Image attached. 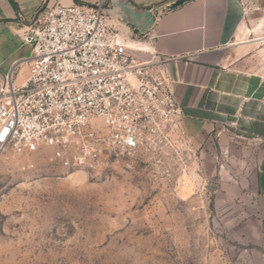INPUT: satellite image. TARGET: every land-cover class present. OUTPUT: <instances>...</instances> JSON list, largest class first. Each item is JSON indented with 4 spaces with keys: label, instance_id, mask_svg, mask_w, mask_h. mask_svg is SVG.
<instances>
[{
    "label": "rangeland",
    "instance_id": "rangeland-1",
    "mask_svg": "<svg viewBox=\"0 0 264 264\" xmlns=\"http://www.w3.org/2000/svg\"><path fill=\"white\" fill-rule=\"evenodd\" d=\"M261 43L252 68L264 72ZM220 138L185 134L154 155L104 152L78 170L48 147L4 151L0 264H264L256 157Z\"/></svg>",
    "mask_w": 264,
    "mask_h": 264
},
{
    "label": "built area",
    "instance_id": "built-area-1",
    "mask_svg": "<svg viewBox=\"0 0 264 264\" xmlns=\"http://www.w3.org/2000/svg\"><path fill=\"white\" fill-rule=\"evenodd\" d=\"M243 11L248 0H238ZM111 4L39 9L21 41L31 48L25 82L7 79L0 99V154L41 147L66 170L104 152L154 155L185 139L167 67L171 57L131 47ZM9 82V83H8Z\"/></svg>",
    "mask_w": 264,
    "mask_h": 264
},
{
    "label": "crops",
    "instance_id": "crops-1",
    "mask_svg": "<svg viewBox=\"0 0 264 264\" xmlns=\"http://www.w3.org/2000/svg\"><path fill=\"white\" fill-rule=\"evenodd\" d=\"M99 1L0 0V99L7 79L19 87L27 78L32 51L21 37L39 9ZM103 1L142 58L174 59L167 75L186 136L196 143L229 134L255 155L252 191L264 205V72L252 68L262 54L264 0H248L246 11L238 0Z\"/></svg>",
    "mask_w": 264,
    "mask_h": 264
}]
</instances>
